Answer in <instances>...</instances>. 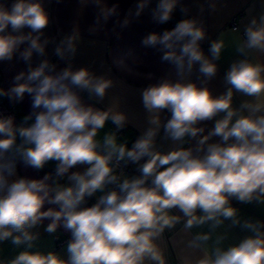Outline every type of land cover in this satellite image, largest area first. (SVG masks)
Segmentation results:
<instances>
[{"label": "clouds", "instance_id": "obj_1", "mask_svg": "<svg viewBox=\"0 0 264 264\" xmlns=\"http://www.w3.org/2000/svg\"><path fill=\"white\" fill-rule=\"evenodd\" d=\"M147 3L141 0L137 16ZM177 3L159 0L152 18L160 24L169 21ZM102 12L107 20L115 7ZM48 24L40 0H12L10 5L0 0V61L12 60L25 43L20 51L24 61L30 62L34 52L43 55L48 41L41 42V36ZM77 38L61 41L57 56L74 55ZM205 39L204 27L194 18L144 38L145 46H160L162 60L175 67L178 79L161 78L143 89L149 127L130 148L117 136L126 114L84 102L81 93L103 101L112 87L110 79L85 67L74 70L69 64L56 71L45 59L16 75L8 91L0 89V97L17 102L28 94L32 109L20 124L13 116H0V243L26 245L0 264H166L157 241L181 222L185 232L205 225L210 229L188 241L189 248L205 247L202 256L185 264H264V221H241L231 203L264 204V63L248 58L250 52L264 54V14L245 27L236 48L244 58L231 64L224 77L226 90L219 95L207 84L217 74L224 42L212 41L209 57L201 49ZM196 65L203 77L199 85L185 78ZM234 93L245 97L238 106L233 105ZM165 110L170 118L163 123L164 137L180 145L167 152L156 147ZM109 121L115 131L98 139ZM207 121L214 126L202 135L205 129L199 125ZM213 137L219 139L210 142ZM187 140L195 145L184 147ZM52 161L55 179L52 173L41 179L17 177L18 162L39 171ZM121 162L136 164L139 175H117ZM77 166L85 167L72 171ZM64 177L68 183H59ZM97 193L95 203L86 206ZM46 204L55 207L45 210ZM45 219L50 221L47 233L61 226L71 232L67 259L52 251H31L39 235L31 230ZM225 221L249 235L227 247L219 236L206 247Z\"/></svg>", "mask_w": 264, "mask_h": 264}, {"label": "crops", "instance_id": "obj_2", "mask_svg": "<svg viewBox=\"0 0 264 264\" xmlns=\"http://www.w3.org/2000/svg\"><path fill=\"white\" fill-rule=\"evenodd\" d=\"M10 5L12 0H6ZM42 6L49 15V24L43 29L41 42L47 40L45 52L40 55L33 53L31 61L26 62L20 57L28 45H21L12 60L0 61V89L8 91L14 84V77L20 72H27L29 64L36 67L41 61L47 59L51 64L56 65L59 71L69 64L74 70L81 67L87 68L93 75L103 76L112 81V87L106 92L103 101L96 98L89 99L88 93H81L86 104L93 105L99 109L106 110L113 108L126 114L127 123L125 127L117 132L119 142H127L130 148L135 140L149 127L148 113L143 107L142 91L150 84L158 83L161 78L177 80L175 67L167 61L162 60L163 52L160 46H145L142 41L151 33L162 34L161 24L155 21L152 16L159 0H148L146 7L136 15L141 0H40ZM115 7V12L107 20L104 19L102 9ZM264 14V0H178L177 6L172 15L183 19H196L206 31V39L201 42V49L206 56L210 57L209 47L214 40L222 39L224 49L217 64L216 76L208 82L207 86L213 95H219L226 90L224 77L234 61L244 58L237 53L236 48L244 39V30L253 18ZM236 19L237 28L231 27V20ZM125 20L128 21L125 24ZM10 31V29L8 30ZM30 29H24L29 32ZM76 35L75 54L68 53L64 59L56 54V48L61 45L66 37ZM248 58L253 62L264 63V54L250 52ZM198 65L194 66L191 74L186 79L200 84L203 77L197 71ZM245 97L234 93L233 105L238 106ZM13 105L16 109L14 116L15 123L20 124L23 116L28 115L31 109V97L25 94L23 101H13L8 97H0V105ZM161 129L156 138L158 150L167 152L179 147L169 139H165L163 123L170 118V113L165 110L160 114ZM31 123V121H29ZM207 135L214 126V121H207L201 125ZM115 131L111 121L98 135L102 139L105 133ZM213 137L212 141L218 140ZM195 145V140H187L183 145L190 147ZM143 163V161H141ZM131 166L136 164L128 163ZM56 162L52 161L45 165L42 170H35L25 167L22 162L17 164V177L29 179H41L45 174L52 173L55 179ZM85 166H77L72 171H83ZM16 177H12L15 179ZM52 181H49L51 183ZM61 184H67V177L59 180ZM96 196L90 198L96 201ZM233 207L239 210L241 221L245 219L264 221V204H242L235 200ZM53 205H45V210ZM179 215L180 213L175 212ZM49 220L45 219L41 225L32 229L38 233V239L33 242L31 251H40L47 254L49 251L58 253L62 258L67 259V244L59 246L58 239L70 231L63 226L55 233L49 234L45 231ZM207 225L201 228H193L189 232L183 229V222L178 223L172 229H166L157 241L162 251L166 264H185L186 261H195L203 255L201 249L188 247V241L199 232H209ZM249 233L239 226L233 227L230 221H225L222 226L211 234V239L206 247L211 248L219 236L225 237L222 246L227 247L238 243ZM26 249V245L14 246L10 240L0 243V259L10 260Z\"/></svg>", "mask_w": 264, "mask_h": 264}, {"label": "built area", "instance_id": "obj_3", "mask_svg": "<svg viewBox=\"0 0 264 264\" xmlns=\"http://www.w3.org/2000/svg\"><path fill=\"white\" fill-rule=\"evenodd\" d=\"M173 26V19L171 17V19L163 24H161V31L164 32L165 30L170 29ZM231 27L233 29L237 28L236 25V19L231 20ZM16 114V109L13 105H9V104H2L0 105V116H15ZM121 173H123L124 176L127 177H132V176H136L139 175L138 172V167L137 165L135 166H131L129 164L125 165L123 162H121L120 167L117 169V175H120ZM123 178V176L121 177ZM112 187V186H110ZM95 203L94 200L89 199L87 202L86 206H91V204ZM71 232L63 235L62 238L58 239L57 244L59 246L64 245V244H68L69 241L71 240Z\"/></svg>", "mask_w": 264, "mask_h": 264}, {"label": "trees", "instance_id": "obj_4", "mask_svg": "<svg viewBox=\"0 0 264 264\" xmlns=\"http://www.w3.org/2000/svg\"><path fill=\"white\" fill-rule=\"evenodd\" d=\"M172 17V19H173V26L170 28V29H168V30H171L172 28H174L175 26H176V24L178 23V22H180L181 20H184L183 18H180V17H175V16H171Z\"/></svg>", "mask_w": 264, "mask_h": 264}, {"label": "rangeland", "instance_id": "obj_5", "mask_svg": "<svg viewBox=\"0 0 264 264\" xmlns=\"http://www.w3.org/2000/svg\"><path fill=\"white\" fill-rule=\"evenodd\" d=\"M96 195H100V193H97Z\"/></svg>", "mask_w": 264, "mask_h": 264}]
</instances>
